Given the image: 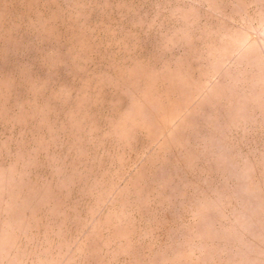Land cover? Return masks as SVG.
<instances>
[{"label":"rangeland","instance_id":"obj_1","mask_svg":"<svg viewBox=\"0 0 264 264\" xmlns=\"http://www.w3.org/2000/svg\"><path fill=\"white\" fill-rule=\"evenodd\" d=\"M0 264H264V0H0Z\"/></svg>","mask_w":264,"mask_h":264}]
</instances>
